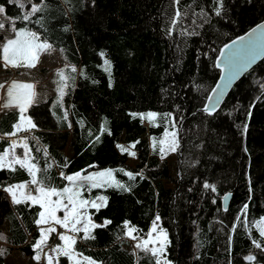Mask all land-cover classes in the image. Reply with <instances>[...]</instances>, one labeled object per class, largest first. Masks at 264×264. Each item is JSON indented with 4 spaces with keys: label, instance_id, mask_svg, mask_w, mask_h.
Listing matches in <instances>:
<instances>
[{
    "label": "trees",
    "instance_id": "1",
    "mask_svg": "<svg viewBox=\"0 0 264 264\" xmlns=\"http://www.w3.org/2000/svg\"><path fill=\"white\" fill-rule=\"evenodd\" d=\"M45 3L46 9L26 22L20 5L0 0L15 29L37 32L41 42L60 51L63 66L52 76L56 91L57 73L63 70L70 77L63 107L56 103L57 94L28 110L36 125L26 140L35 158L29 161L47 169L38 178L45 175V183L62 189L67 180L61 173L127 169L140 174L135 180L120 176L130 191L115 187L94 192L107 198L104 207L91 209L94 222L111 223L94 229L95 239L83 240L79 234L75 250L96 264H154L150 254L131 247L123 225L129 222L144 237L159 216L170 264H264V249L253 244L261 239L253 225L264 218V58L233 86L217 111H203L219 75L215 60L220 49L264 20V0H223L220 16L212 0H180L179 5L174 0ZM177 9L187 15L173 28ZM202 9L207 22L193 15ZM104 59L111 63L110 77ZM147 111L173 116L179 143L173 176L143 137L152 129L133 115ZM17 121L14 111L0 117V153L10 145L8 134ZM120 141L135 143L134 167L117 148ZM65 148L71 156L63 153ZM13 167L0 170V227L8 224L7 233L0 229V264L14 249L33 254L39 237V206L14 205L2 190L31 180L26 169ZM206 183L215 191L205 188ZM226 193L231 200L223 211ZM61 264L67 260L62 258Z\"/></svg>",
    "mask_w": 264,
    "mask_h": 264
},
{
    "label": "snow or ice",
    "instance_id": "2",
    "mask_svg": "<svg viewBox=\"0 0 264 264\" xmlns=\"http://www.w3.org/2000/svg\"><path fill=\"white\" fill-rule=\"evenodd\" d=\"M29 2H31V0H29ZM174 3L179 5L180 0H174ZM212 5L215 15L220 16L223 8V0H212ZM20 7H24V4L21 3ZM46 7L45 0H39V3H31L30 10L22 17L23 21H30L32 16L43 12ZM4 11L5 9L0 7V13ZM182 15H187V13L185 12L182 14V12L177 9L175 18L170 21L173 28L181 20ZM193 15L207 22L208 13L203 9L199 13H193ZM36 23H41V21L37 20ZM192 23L196 24V20L193 19ZM0 28H4V25L0 24ZM169 34H171V28L169 29ZM182 34L197 35L198 33L194 31L188 33L185 31ZM15 35V39L7 40V43L3 46V61L5 67L8 65L12 67L21 66V61L25 62L24 66L29 68L34 67L39 55L42 52L52 49V45L46 40L41 42L37 32L24 29L16 31ZM261 52H264V30L258 32L256 28H253L251 32L247 34V37L242 36L238 40H233L231 45H225L224 48H221L220 57L222 60H218L216 66L221 67V63L223 64L221 71L226 73V75L222 77V79L226 81L225 87L228 83H231L240 71L253 63ZM104 55L103 52L100 53L102 58ZM104 65V70L108 72L110 77V61L104 59ZM72 71L75 72L76 69L72 68ZM57 75L60 81L57 87L58 99L56 103L63 107L62 100L65 95L64 89L68 87V80L70 77L66 76L63 70L57 73ZM109 86H111V82ZM220 88L221 86L217 85V88L212 90L214 96L208 97L209 101H212V103L206 105L203 109L209 115L216 110L220 102L219 98L223 95V91L219 90ZM33 99L34 94L32 85L13 84L8 90V102L3 106L6 108L12 106L18 107L20 115L19 123L14 124L16 130L23 129L27 131L28 129L25 128V125L30 126V128L36 127L31 118L25 115L27 108L33 103ZM133 115H140L142 120L146 118L149 123H153L158 116L157 113L153 112ZM170 115L171 114H165V118ZM64 118L67 119L66 114ZM172 127H175V124H172ZM8 135L14 136L16 133L13 132ZM176 135L175 132L169 133L166 131L165 138L159 141L161 159L165 158V153L175 152L179 147ZM97 139H99V137H97ZM20 143L24 145L23 159L19 158L15 153L14 149L17 147V141L13 140L10 145L11 150H5L0 154V170L5 168L15 170L13 166L16 164H18L20 168L26 169L28 175L31 177L30 183L35 185L36 195H33L31 191H25L27 187L25 183L4 187L2 190L9 194L11 202L14 205H18L22 202L27 203L28 201H31L33 204H38L41 211L38 213L39 219L35 220V224L37 226L49 225L46 228H40V237L34 244V250H37L34 259L39 264L41 258L40 252H43L44 247L48 246L47 241L49 239V234L56 233L57 229L55 225H59L61 228L65 229V232L58 234V239L62 244L51 247V252L54 256L45 253L48 264H53L54 258H56L57 264H59V257H66L69 264H96L92 258L83 256L82 253L77 252L75 250V245L79 233L83 232V236L80 237L83 240L95 239V236L92 235V231L97 228L106 227L111 223V221L108 220H105L103 224L94 223L87 213L88 207H93L98 211L100 207L104 206L107 198L104 196H97L93 200L85 199L83 198V192H90L93 188H101L104 186L130 191L131 186H125L124 184L114 181L111 171L98 172L86 176L76 173L74 175H67L66 177L61 173V176L69 182V186L64 187L62 190H57L50 184L45 183V175L38 178L37 173L43 171L46 174V168L41 170L35 163H29V159L35 158L30 157L26 138L25 140H21ZM9 157L11 158L9 159ZM124 175H126L129 180H135L136 176L140 174L125 172ZM204 187L211 188L212 191H215V187L207 183ZM53 197H56V199L53 200ZM65 200L67 203L64 202ZM247 207V205H244V215L247 214ZM81 209H84V211L81 212ZM60 211H63V217L57 216V212ZM237 219H239V217H237ZM159 220V216L153 220L151 230L147 233V239H140L139 237L133 236V233L136 232L137 229L129 227V222L127 221H125L123 225V227L127 229L124 235L130 239L137 240L134 247L140 249L146 255L150 254L154 264H170V261L167 260L166 253L168 243L167 233L162 228H159ZM253 227L258 231L261 238L260 240H253V244L255 248L264 249V218L255 222ZM149 245H151V247H149ZM248 259L251 261L253 257L249 256Z\"/></svg>",
    "mask_w": 264,
    "mask_h": 264
},
{
    "label": "rangeland",
    "instance_id": "3",
    "mask_svg": "<svg viewBox=\"0 0 264 264\" xmlns=\"http://www.w3.org/2000/svg\"><path fill=\"white\" fill-rule=\"evenodd\" d=\"M11 1L16 3V4H18V5H20L21 3L24 4V7H22V11L24 12V15H25V13L27 11L30 10L31 3H34L33 0H31V2H29V0H11ZM13 23H14L13 20L8 19L7 17H5L3 15V13H0V24L4 25V28H0V58H2V60H3V46H4L5 43H7V40L10 39V38H6L5 37L6 36L5 32H9V31L13 30V28H12ZM16 31H18V30H13V32H12L13 33V37H12L13 39L16 38V35H15ZM42 53L39 55L38 59L41 57ZM51 54H53V55H51ZM58 55H59V57H61L60 56V51H56V49H52L51 51H49L48 59L43 60L41 63H39V65H42V67H44L43 71L41 70L42 67L41 68L37 67V61H36L34 67L29 68V67L25 66L26 69L18 70V67H12L11 65H8L7 67H5L4 61L0 60V64H1V67H0V82L2 80L4 81V80H9L10 79V81H8L7 88H5L4 91L1 90L0 104L2 103L4 105V104H6L8 102V90L13 85V84H11L12 79L17 77L18 75L21 76L22 74H27L28 73V76H29V79H30V83H27V84L25 83V84H22V85H32V89H33V85H34V82H36V78H44L45 76L49 77V74L47 73L46 69L52 68V67H50L51 65H53V68L55 70H58L59 68H61L63 66L62 65L63 63L60 61L62 59L57 57ZM24 65H25V62H24ZM18 79L21 80L22 78L19 77ZM23 79H25V78H23ZM57 87H58V85H57ZM67 88L68 87H66L64 89L65 93H66ZM30 107L31 106H29L27 108V110H26L27 114H28V110H29ZM26 112H25V115H26ZM149 112H152V111L143 112L141 114H147ZM153 113H156V112H153ZM28 116H29V114H28ZM143 121H145L147 123L145 125H148L150 127V129H152V133L148 134L146 132L144 134V136H143L144 139L147 141V145L150 144L149 145L150 148H155V149H157L159 151V141L165 138L166 131L169 132V133L175 132L177 134L176 138H177V141H178V131H177L176 125H175V127H172V124H175L172 115L167 116L165 118V114L161 115V116H159V114H158L156 120L153 123H149V121L146 118L143 119ZM117 148L121 152H125L127 154V156H128L127 164L130 167H134L136 165L135 143H133V142L132 143H126V142L120 141V142L117 143ZM164 159H165V162L167 163L168 168L170 169V171H169L170 173L169 174L171 176H173L174 175V163H175V160H176L175 152L166 153ZM161 161H163V160H161ZM105 171H111L113 180L116 181V182H119L120 184L124 183V179L122 177H120V176L124 175L125 172H131L130 170H127V169L126 170L103 169V170H94V171H89V172H76V173H80L82 176H86V175H91V174H95V173H98V172H105ZM76 173H72V174H69V175H74ZM124 176H126V175H124ZM25 184L27 185L25 191H31L33 195H36L35 187L33 189L31 186H29L30 184H28L27 182H25ZM164 184H165V186H169V183H164ZM13 185H17V184H13ZM67 186H69V182L68 181H67ZM85 187H86V185H85ZM108 188H115V187L104 186V187H101V188H93L90 192L84 191L83 192V198L93 200L97 196H104L103 193H99L98 192V193L95 194L94 192L96 190L108 189ZM62 189H57V190H62ZM6 195L8 196L9 200L11 201V197L9 196V194L6 193ZM52 199L55 200L56 197H53ZM64 202L67 203L66 200ZM22 203H24V202H22ZM27 203L30 204V205L39 206L38 204H33L31 201H28ZM105 204H104V206H105ZM104 206H102V207H104ZM102 207H100V208H102ZM91 209H94V210H96V209L93 208V207H88L87 208V213L91 217L92 221L94 222V220L92 218V215L90 213ZM40 211H41V209H40ZM83 211H84V209H81V212H83ZM57 216L63 217V211L57 212ZM38 219H39V217H38ZM94 223H96V222H94ZM103 223H100V224H103ZM97 224H99V223H97ZM158 224H159V222H158ZM48 226L49 225H40V226H38L39 237H40V228H46ZM55 227L57 229L56 233L49 234V239L47 241L48 246L44 247L43 252H40V257H41L40 261L42 262V264H48V261H47V258L45 256V253H47L48 255L54 256V254L51 252V247H54V246H56L58 244H62V242L59 241V239H58V234L65 232V229L61 228L59 225H55ZM151 227H152V223L150 224L147 233L151 230ZM159 228H162L160 226V224H159ZM0 229L3 232L7 233L8 224L4 223L0 227ZM147 233H146V235L144 237H139V238L140 239H147ZM79 234H81L83 236V232H81ZM154 235H155V233H154ZM133 236L138 237L136 235V232L133 233ZM39 237H38V239H39ZM77 238H78V236H77ZM127 239L129 240V243L131 244V247L135 248L134 245H135V243H137V240H133V239H130L128 237H127ZM149 247H151V245H149ZM33 249H34V247H33ZM36 254H37V250H34L33 254L24 256L20 252H18L17 250L14 249V251H12L10 256H8L5 259L3 264H35V263H37V261L34 259ZM62 258H65L67 260V264H69V261H68V259L66 257H59L58 258L59 264H61V259ZM53 264H57L56 258H54Z\"/></svg>",
    "mask_w": 264,
    "mask_h": 264
},
{
    "label": "crops",
    "instance_id": "4",
    "mask_svg": "<svg viewBox=\"0 0 264 264\" xmlns=\"http://www.w3.org/2000/svg\"><path fill=\"white\" fill-rule=\"evenodd\" d=\"M12 28H13V30H17V29H15L14 23L12 25ZM13 30L12 31H9V32H5L6 33V36L5 37L6 38L13 39L12 38L13 37V33H12ZM51 50H49V51H51ZM49 51L43 52L42 55H41V57L39 59H37V67H40V68L42 67V65H39V63H41L43 60L48 59V57H49L48 56L49 55ZM51 55H53V54H51ZM57 57H59V55ZM59 58L62 59V57H59ZM0 60L3 61L2 58H0ZM60 61L63 63L62 60H60ZM0 67H1V64H0ZM50 67H52V68L46 69L47 73L49 74V77L45 76L44 78H36V82H34L33 89H32L33 94H34V99H33V103L30 106L37 105V104H40V103H44V102L48 101L49 99L55 97L58 94L57 91H56V89H55V85H54V83L52 81V76H53V74L57 70H55L53 68V65H51ZM43 68L44 67L41 68L42 71H43ZM21 69H26L25 66H24V61H21V66H18V70H21ZM19 77H21L22 79L21 80L18 79ZM23 78H25V79H23ZM8 81H10V79L9 80H4V81L2 80L0 82V94H1V90L4 91V89L7 88ZM25 83L26 84L27 83H30V79H29L28 73L27 74H22L21 76L18 75L17 77H15L14 79H12V82H11V84H18V85H22V84H25ZM8 111H14V112H16L18 114V121H17V123H19V115H20V113H19L18 107L12 106V107H7L6 108L1 103L0 104V117L2 116V114H4L5 112H8ZM26 116L29 117L28 114H27V112H26ZM25 128H27L28 130L27 131H25L23 129L16 130L13 127V132H15L16 135H14V136L9 135L8 136V138L10 139V145H11V142L13 140H16L17 141V147L15 149H19L20 152H18V153L15 152V153L21 159L24 156V145H23V143H20V141L21 140H25V138L27 140L28 138L33 137L34 132H35V129H36V127L35 128H30V126H28V125H25ZM10 145L5 150H11ZM15 149H14V151H15ZM2 153H0V154H2ZM63 153L65 155L71 156V153H70V151H69L68 148H65L63 150ZM9 158H11V157H9ZM29 163H30V161H29ZM27 183L30 184L29 186H31L34 189L35 186L32 185L30 183V181L27 182Z\"/></svg>",
    "mask_w": 264,
    "mask_h": 264
},
{
    "label": "water",
    "instance_id": "5",
    "mask_svg": "<svg viewBox=\"0 0 264 264\" xmlns=\"http://www.w3.org/2000/svg\"><path fill=\"white\" fill-rule=\"evenodd\" d=\"M253 28H256L258 32L261 31V30H264V20H262L261 22L257 23L256 25L252 26L250 29H248L246 32H244L242 35H240V36H238V37L232 39V40L229 41V42H227L225 45H231L233 40H238V39H239L240 37H242V36H243V37H247V34H248L249 32H251V30H252ZM225 45H224V46H225ZM224 46H223L222 48H224ZM263 58H264V52H261V53L257 56L256 60H255L253 63H251L250 65H248V67H246V68H244L242 71H240L239 74H238V75H237V76L231 81V83H228L227 86L225 87L226 81H225V79H222V77L225 76L226 73H223V72L221 71V67H223V64L221 63V67H217V66H216L218 60H222V58L220 57V52H219V54H218V56H217V58H216V60H215V67L218 69V71H219V75H218V78H217V80H216V83L214 84L213 89H216V88H217V85H220L221 88H220L219 90H222V91H223V95L220 96V98H219L220 102H219V104L217 105L215 111H217V110L221 107L222 103L224 102L225 98L227 97V95L229 94V92L231 91V89L233 88V86H234V85H235V84H236V83H237V82H238V81H239V80H240V79H241V78H242V77H243L248 71H250L255 65H257V64H258ZM213 89H212V90H213ZM219 90H218V91H219ZM209 96H214L213 91L210 92ZM209 96H208V97H209ZM210 103H212V101H209V99L207 98L206 103H205V106L208 105V104H210ZM205 106H204V107H205ZM203 111H204V110H203ZM215 111H214V112H215ZM204 112H205V111H204ZM214 112H213V113H214ZM230 200H231V194H230V193H226L223 197H221V208H222L223 211H226V210L228 209V206H229Z\"/></svg>",
    "mask_w": 264,
    "mask_h": 264
},
{
    "label": "bare ground",
    "instance_id": "6",
    "mask_svg": "<svg viewBox=\"0 0 264 264\" xmlns=\"http://www.w3.org/2000/svg\"><path fill=\"white\" fill-rule=\"evenodd\" d=\"M224 195H225V194H224ZM224 195H223V196H224ZM223 196H222V197H223Z\"/></svg>",
    "mask_w": 264,
    "mask_h": 264
}]
</instances>
